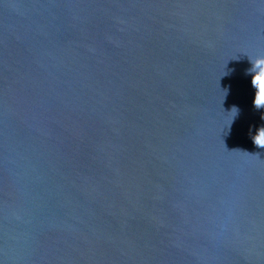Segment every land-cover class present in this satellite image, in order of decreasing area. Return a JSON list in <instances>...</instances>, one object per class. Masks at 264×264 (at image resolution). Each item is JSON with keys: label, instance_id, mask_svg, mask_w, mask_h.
<instances>
[{"label": "water", "instance_id": "water-1", "mask_svg": "<svg viewBox=\"0 0 264 264\" xmlns=\"http://www.w3.org/2000/svg\"><path fill=\"white\" fill-rule=\"evenodd\" d=\"M258 57L264 0H0V264H264Z\"/></svg>", "mask_w": 264, "mask_h": 264}, {"label": "clouds", "instance_id": "clouds-1", "mask_svg": "<svg viewBox=\"0 0 264 264\" xmlns=\"http://www.w3.org/2000/svg\"><path fill=\"white\" fill-rule=\"evenodd\" d=\"M253 65L254 68L247 73L252 76V85L257 89L252 103L257 110H264V88L260 87V83L264 82V57L256 58ZM235 112L237 116L239 114V108L236 106ZM252 142L258 150L264 151V127L258 129L257 134L252 138Z\"/></svg>", "mask_w": 264, "mask_h": 264}, {"label": "snow or ice", "instance_id": "snow-or-ice-1", "mask_svg": "<svg viewBox=\"0 0 264 264\" xmlns=\"http://www.w3.org/2000/svg\"><path fill=\"white\" fill-rule=\"evenodd\" d=\"M260 87H261V88H264V82H261V83H260Z\"/></svg>", "mask_w": 264, "mask_h": 264}]
</instances>
